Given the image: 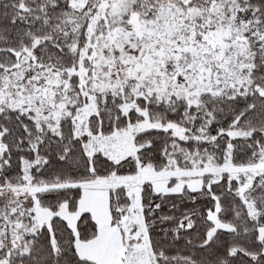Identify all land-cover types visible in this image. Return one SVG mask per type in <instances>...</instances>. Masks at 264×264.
Wrapping results in <instances>:
<instances>
[{
	"label": "snow or ice",
	"instance_id": "obj_1",
	"mask_svg": "<svg viewBox=\"0 0 264 264\" xmlns=\"http://www.w3.org/2000/svg\"><path fill=\"white\" fill-rule=\"evenodd\" d=\"M0 264H264V0H0Z\"/></svg>",
	"mask_w": 264,
	"mask_h": 264
}]
</instances>
